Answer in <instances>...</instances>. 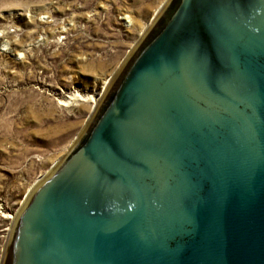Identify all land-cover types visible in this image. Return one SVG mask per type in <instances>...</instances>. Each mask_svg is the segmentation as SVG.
I'll return each mask as SVG.
<instances>
[{
    "label": "water",
    "instance_id": "95a60500",
    "mask_svg": "<svg viewBox=\"0 0 264 264\" xmlns=\"http://www.w3.org/2000/svg\"><path fill=\"white\" fill-rule=\"evenodd\" d=\"M100 97L1 264H264V0H168Z\"/></svg>",
    "mask_w": 264,
    "mask_h": 264
},
{
    "label": "rangeland",
    "instance_id": "374dc122",
    "mask_svg": "<svg viewBox=\"0 0 264 264\" xmlns=\"http://www.w3.org/2000/svg\"><path fill=\"white\" fill-rule=\"evenodd\" d=\"M168 0H0V264L32 186Z\"/></svg>",
    "mask_w": 264,
    "mask_h": 264
},
{
    "label": "bare ground",
    "instance_id": "6f19581e",
    "mask_svg": "<svg viewBox=\"0 0 264 264\" xmlns=\"http://www.w3.org/2000/svg\"><path fill=\"white\" fill-rule=\"evenodd\" d=\"M162 8H163V7H162ZM162 8L160 9V11L162 10ZM156 17H157V16H156ZM156 17H155V18H156ZM154 20H155V19H154ZM151 24H152V23H151ZM117 72H118V71H117ZM116 74H117V73H115V75H116ZM115 75L113 76V78L115 77ZM113 78H112L110 81L107 82L108 84H107V86L105 87V90L109 87V85H110V83L112 82ZM105 90H104V91H105ZM101 98H102V97H101ZM101 98L96 99V100H97V103L100 102ZM53 168H54V167H53ZM53 168H51L50 171H48L45 175H43V176L40 177V178H42V179L45 178V177H46V176H47V175L53 170ZM40 178H39V179H40ZM33 186H34V185H33ZM31 190H32V189H31ZM30 192H31V191H30ZM26 200H27V199H26ZM25 202H26V201H25ZM25 202H24V203H25ZM17 215H18V213L16 214V217H17ZM15 220H16V219H14L13 224H14ZM13 224H12V227H13ZM12 227H11V229H12ZM10 232H11V230H10ZM9 235H10V233H9Z\"/></svg>",
    "mask_w": 264,
    "mask_h": 264
}]
</instances>
